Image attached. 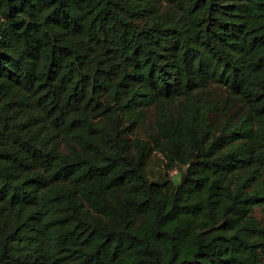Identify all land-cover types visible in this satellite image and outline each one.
I'll return each mask as SVG.
<instances>
[{"label": "trees", "instance_id": "1", "mask_svg": "<svg viewBox=\"0 0 264 264\" xmlns=\"http://www.w3.org/2000/svg\"><path fill=\"white\" fill-rule=\"evenodd\" d=\"M0 264H264V0H0Z\"/></svg>", "mask_w": 264, "mask_h": 264}, {"label": "rangeland", "instance_id": "2", "mask_svg": "<svg viewBox=\"0 0 264 264\" xmlns=\"http://www.w3.org/2000/svg\"><path fill=\"white\" fill-rule=\"evenodd\" d=\"M209 93L211 96H215L219 99H222L226 96V91L224 87L219 84H213L209 88ZM237 110V107L230 109L228 112L234 113ZM155 118V111L150 110L149 117H148V127L153 124ZM210 120L216 125L220 126L221 123L225 120L220 113H212L210 115ZM141 135L144 137L146 136V129L143 128L139 131ZM166 158L163 154L159 152H154L150 158L149 166H148V175L152 181H162L166 178L173 179L174 181L178 182L180 180V171L177 174H172V169L169 168L166 164ZM170 170V171H169ZM256 216L262 217L260 209H257L255 212Z\"/></svg>", "mask_w": 264, "mask_h": 264}, {"label": "built area", "instance_id": "3", "mask_svg": "<svg viewBox=\"0 0 264 264\" xmlns=\"http://www.w3.org/2000/svg\"><path fill=\"white\" fill-rule=\"evenodd\" d=\"M179 172V170L177 169V168H174L173 170H172V174L174 175V174H177Z\"/></svg>", "mask_w": 264, "mask_h": 264}]
</instances>
